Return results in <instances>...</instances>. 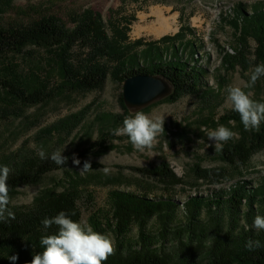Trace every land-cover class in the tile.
Returning <instances> with one entry per match:
<instances>
[{"label": "trees", "instance_id": "trees-1", "mask_svg": "<svg viewBox=\"0 0 264 264\" xmlns=\"http://www.w3.org/2000/svg\"><path fill=\"white\" fill-rule=\"evenodd\" d=\"M224 17L230 20L236 47L232 51L221 50L223 70L240 67L247 72L252 64H264V3L250 8L238 3L231 15ZM73 20L72 29L55 16L27 26L0 28V104L6 96L22 105L16 109L11 102L0 107V120L19 117L23 108L44 103L56 95L49 86L32 87L23 82L17 65L11 62L15 56L26 54L29 46L55 53L64 87L71 91L100 90L109 76L124 83L128 77L156 75L171 84L173 93L168 100L173 103L188 95H199L204 102L220 98L223 85L215 91L205 82L209 68L198 56L202 45L193 36V30L180 29L174 36L155 41H132L129 33L134 17L112 16L104 21L101 14L86 10ZM252 41L256 44L254 50ZM77 50L83 54L75 58ZM220 80L224 78L220 76ZM120 102L126 113L122 96ZM208 104L211 106V102ZM84 112L63 118L43 132L70 136L82 123ZM220 120L227 125L231 120L241 122L236 111L226 113ZM109 135L104 134L100 143ZM262 151L264 122L259 130L226 144L222 156L231 166L246 167ZM73 156L79 160L84 152L77 150L65 156L68 162L63 166L50 157L41 159L38 155L5 157L0 166L12 169L9 195L22 186L39 184L51 172L73 165ZM136 171L158 178L167 190L184 184L167 163ZM225 172L224 168H203L200 164L193 168L198 180L212 185L223 183ZM78 198L77 189L43 194L31 206L15 210V219L5 216L0 221V264H31L33 256L43 251L40 239L58 232L56 225L43 228L45 217L53 218L63 211L73 221L81 222ZM110 201V215L94 214L89 219L94 231L115 238V254L104 264H264V230L253 227L257 215L264 217V182L241 180L207 197H189L183 205L182 219L179 204L168 196L154 199L141 193L113 190ZM133 229L137 230L135 238L131 237ZM249 240L260 241L261 247L249 251L245 247ZM12 256L18 259L13 262L9 259Z\"/></svg>", "mask_w": 264, "mask_h": 264}, {"label": "rangeland", "instance_id": "rangeland-1", "mask_svg": "<svg viewBox=\"0 0 264 264\" xmlns=\"http://www.w3.org/2000/svg\"><path fill=\"white\" fill-rule=\"evenodd\" d=\"M238 3H244L250 8L263 4L264 0H0L2 29L27 26L49 16L59 18L72 29L75 26L73 19L86 10L101 14L104 21L112 16L113 19L116 16L134 17L129 33L132 41H155L164 36H174L180 29L189 28L195 32L193 36L202 45L198 56H202L203 64L209 68L205 80L208 88L217 91L218 86L223 85L221 96L215 101L204 102L199 95H188L173 103L168 100V95L140 109L150 116H164L165 121L164 134L158 137V142L151 149L141 151L129 142L127 136L113 135V130L122 127L123 120L135 112L127 108L126 113L123 110L120 102L123 83L109 76L100 90L71 91L64 87L66 83L55 61V53L45 48L27 47L26 54L11 59L17 65L23 82L32 87L49 86L56 95L44 103L23 108L19 117L0 120V162L13 154L38 155L41 149L48 157L57 150L63 151L64 157L77 150L83 151L84 156L79 158V165L73 164L51 172L39 184L20 187L10 196L9 210L14 212L31 206L43 194L77 189L82 221L89 223L94 214L101 217L110 215V193L122 190L145 194L154 199L168 196L179 204V217L182 219L183 205L189 197H207L241 180L257 184L264 182V151L256 154L246 167L231 166L222 156L226 144L259 130L264 122H261L258 129L246 130L242 122L231 120L234 123L228 122L227 125L220 120L226 113L234 111L226 103V88L243 87L249 80L246 73L250 74L255 68L252 64L247 72L240 67L225 71L221 65V50L232 51L236 47V36L230 20L226 21V17L223 19L222 16H230ZM157 8L164 10L168 18L176 17L174 31L160 37L148 30L140 32V28L146 29L157 21L154 14ZM255 47L252 41L251 49ZM82 54L83 51L77 50L75 58ZM220 76L224 81L220 80ZM244 90L252 91L256 101L264 102V77L258 79L254 88ZM4 100L0 107L11 102L16 109L22 106L6 96ZM210 102L211 106L208 104ZM81 111H85L84 119L70 136L43 132L59 120ZM220 125L229 127L238 135L224 142L222 150H215V141L209 140L207 133ZM107 133L110 135L103 137L101 144L102 136ZM86 161L91 164V170L81 173ZM163 163L169 164L170 169L183 180V185L167 190L158 178L136 171L159 168ZM195 164L203 168H224L226 180L220 185L198 180L193 173ZM136 236L137 230L133 229L131 237Z\"/></svg>", "mask_w": 264, "mask_h": 264}, {"label": "clouds", "instance_id": "clouds-1", "mask_svg": "<svg viewBox=\"0 0 264 264\" xmlns=\"http://www.w3.org/2000/svg\"><path fill=\"white\" fill-rule=\"evenodd\" d=\"M249 75V80L241 86H228L226 88V103H229L236 111L246 130L258 129L264 121V102L256 101L252 91L244 89L254 88L256 82L264 77V64L255 66ZM164 116H150L143 111L137 110L132 116L123 120V126L113 130L114 136H127L129 142L138 150L151 149L157 142L158 137L164 134ZM230 124L234 123L229 121ZM238 134L225 125H220L212 131H208L209 140L215 141V150H222L223 143L235 138ZM200 142V141H199ZM61 150L52 153L50 159L57 165L63 166L68 158L62 156ZM41 159H48L46 152L41 149L38 152ZM73 163L80 161L73 156ZM91 170V164L85 162L81 173ZM12 169L0 166V221L7 218L15 219V215L8 208L11 202L8 178ZM107 171V169H105ZM45 230L53 225L58 226L57 234L46 235L40 239L43 251L33 256L31 264H104L108 257L115 254V238L111 234H101L94 231L86 221L75 222L68 214L61 211L53 218L45 217L42 220ZM253 227L264 230V217L257 215L253 221ZM245 247L252 251L260 248L258 240H249ZM16 261L18 257H9Z\"/></svg>", "mask_w": 264, "mask_h": 264}, {"label": "water", "instance_id": "water-1", "mask_svg": "<svg viewBox=\"0 0 264 264\" xmlns=\"http://www.w3.org/2000/svg\"><path fill=\"white\" fill-rule=\"evenodd\" d=\"M172 91L171 84L163 77L137 75L125 79L122 99L125 107L133 112L171 95Z\"/></svg>", "mask_w": 264, "mask_h": 264}, {"label": "bare ground", "instance_id": "bare-ground-1", "mask_svg": "<svg viewBox=\"0 0 264 264\" xmlns=\"http://www.w3.org/2000/svg\"><path fill=\"white\" fill-rule=\"evenodd\" d=\"M157 21L148 26L146 29L140 28V32L143 30H148L151 34L156 37H160L170 31H174L176 25V17L168 18L165 16L164 10L157 8L154 12Z\"/></svg>", "mask_w": 264, "mask_h": 264}]
</instances>
